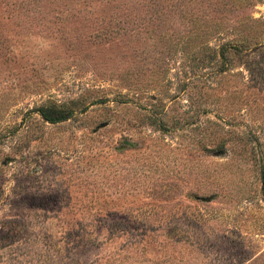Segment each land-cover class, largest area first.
Returning <instances> with one entry per match:
<instances>
[{
	"label": "rangeland",
	"instance_id": "1",
	"mask_svg": "<svg viewBox=\"0 0 264 264\" xmlns=\"http://www.w3.org/2000/svg\"><path fill=\"white\" fill-rule=\"evenodd\" d=\"M148 1L0 0V264H264L249 159L264 157V44L201 68L171 56L165 37L183 28L163 39ZM249 4L240 17L264 21V0ZM135 10L136 37L94 35ZM51 102L73 116L43 121ZM226 138L231 160L202 151Z\"/></svg>",
	"mask_w": 264,
	"mask_h": 264
},
{
	"label": "trees",
	"instance_id": "2",
	"mask_svg": "<svg viewBox=\"0 0 264 264\" xmlns=\"http://www.w3.org/2000/svg\"><path fill=\"white\" fill-rule=\"evenodd\" d=\"M250 1L149 0L151 7L146 9L144 16L148 22L153 21L152 23L158 28L163 39L167 38L169 40V44L166 43L171 56L186 57L192 64L194 63V65L204 69L213 68L217 63H220V71H224L231 63L225 55L227 51L231 49L241 52L242 50H251L255 46L264 44V21L257 20L251 15H245L243 18L238 13L239 9L248 7ZM137 12L135 10L133 13H128L126 19L114 15L111 18L107 17L106 20H100L99 27L101 31L98 30L94 35L106 42L123 41L126 38L136 37L141 18L140 15H137ZM233 12H235V16H233ZM88 13L93 12L89 11ZM231 16L234 18H231ZM238 19L242 20L239 21ZM84 20L91 22L90 18H84ZM176 24L182 26L181 33H172L164 38L163 36L167 35L168 30L174 29L175 27H171ZM234 28L240 31L236 39L226 41L218 48H213L209 45L211 39L221 38L222 36H227V34L233 35L231 30ZM124 79V86L128 87V91L136 92L145 89V86L136 82L130 75H127ZM150 99L155 102V98L152 97ZM247 105V107H251L250 104ZM36 113L39 114L43 121L56 124L70 119L74 110L73 108H66L51 102V104H44L36 108ZM163 114L164 111L156 113L155 110L149 117L151 121L158 124L160 130L164 128V120L160 118L164 116ZM211 145L210 148L203 146L202 151L208 155L209 153H217V156L226 155L230 160L239 154V149L241 148L238 145L229 144L228 138L217 140ZM253 150V153L258 151V154L253 155L250 152L249 159H253L254 164L260 170L263 188L264 157L262 152L259 153L256 147Z\"/></svg>",
	"mask_w": 264,
	"mask_h": 264
}]
</instances>
